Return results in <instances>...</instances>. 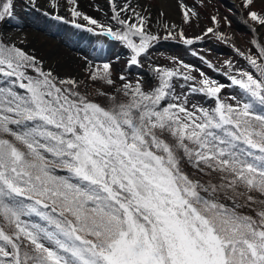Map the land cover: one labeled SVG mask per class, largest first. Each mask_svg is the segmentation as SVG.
Here are the masks:
<instances>
[{
	"label": "snow or ice",
	"instance_id": "obj_1",
	"mask_svg": "<svg viewBox=\"0 0 264 264\" xmlns=\"http://www.w3.org/2000/svg\"><path fill=\"white\" fill-rule=\"evenodd\" d=\"M27 2L120 42L129 67L142 68L161 39L191 46L211 35L256 75L232 74L226 61L223 75L241 95L225 99L226 85L182 61L150 65L148 90L139 76L121 74L118 84L111 62L88 61L87 79L112 89L96 99L80 91L83 82L0 41V264H264V41L252 39L258 55L246 54L218 30V15L201 35L163 23L161 36L131 3L107 0L109 23L78 0ZM253 3L243 0L256 33L264 11ZM179 8L185 25L199 17L183 0ZM14 18V0H0V23Z\"/></svg>",
	"mask_w": 264,
	"mask_h": 264
},
{
	"label": "rangeland",
	"instance_id": "obj_2",
	"mask_svg": "<svg viewBox=\"0 0 264 264\" xmlns=\"http://www.w3.org/2000/svg\"><path fill=\"white\" fill-rule=\"evenodd\" d=\"M41 0H38L40 2ZM106 2V0H104ZM171 3H174L173 10L175 13L179 15L177 21H174L175 15L169 14L167 10L164 8V3H161V0H146L145 4H137L133 0H123V3H131L134 8L137 10L145 12L146 15H149L151 18V23L153 25L152 31H157L159 29V34L161 36L165 35L164 30L160 27L163 23L176 24L179 28H183L185 34L189 37L201 35L203 31L208 27H215V25L211 22V16L218 15L221 18V22L219 25L220 31L230 34H235L237 40L239 41L238 45L236 46L233 42L232 36L231 37V44H234L235 47L239 48L241 51L245 52L246 54L251 53L258 55L257 49L248 42L247 36L245 34L248 31L237 30L234 25H230V23H226L224 21V17L227 18L229 21L230 19V12L229 10L226 11L223 7V4L219 3L218 0H183L185 4L190 7H195V10L199 13L198 18H194L189 25H185L183 23L181 11L179 8L180 0H169ZM238 1V0H237ZM25 3H22L21 0H14L15 6V18L7 23H0V34L2 38L7 43H15L17 46L23 48L26 52L34 55L37 59L42 61L45 70H51L54 75L61 79L72 78L77 82H83L79 84L80 91L89 95L92 98L99 99L98 92L99 91H108L111 92L112 89L104 86L101 82H92L87 79V72L86 69L89 68L88 61H91L92 64H100L102 62H111V70L113 73V79L117 80L119 84L118 77L123 74L125 75L130 81L135 82L136 78L139 76L144 81V87H149L151 84H154L155 81L152 78V73L150 70L151 66H163L168 68L176 67V61H182L185 64L191 65L194 68L200 69L203 71L207 76L211 77L212 79L217 80L219 83L226 85V87L222 90V98H229V97H237L239 98L236 93H231L233 91L230 90V81L227 79L223 72L227 71L226 61H231L233 65V72L232 74H236L235 69H246L245 63L249 66L247 60L244 57L238 55L233 48L228 43H223L217 40L214 36L209 35V37L203 39L202 41L196 42L194 45L187 46L183 43L179 42L178 40H174L172 42H178L174 46L165 44L161 42V39L157 44H155L149 51L148 55L143 58L142 68H137L136 66L129 67L128 66V58L129 53L128 51H119L117 43H112L110 41H106L103 38L99 37L98 41H93L90 39H85L83 41L78 42V44L74 43L72 37L65 35L64 33L58 34L57 37H54L50 34L41 35L35 34L37 39H44L45 37L55 42L62 48L63 54H68L73 52L78 57V61L75 62L74 66L71 63H66L67 70H63L61 68H57L54 64L50 61L47 57L38 56L37 53L29 48L26 43H21L22 40H12L9 39L8 36L10 33H21L16 26H20L23 24H34L38 25L39 27L45 28L44 30L48 33L54 32L55 29V21L50 20L49 18L46 19L44 15L38 14L33 8L30 9L29 3L24 0ZM256 6L257 12L264 11V0H254L253 7ZM106 7V5H105ZM29 9V14L27 18L21 19V16L24 12ZM224 9V10H223ZM253 10V9H250ZM248 12V10L246 9ZM171 12V11H170ZM163 13V16L160 14ZM239 15H243L240 13ZM111 16V12L107 11V14L104 15V18H98L99 20L109 22L108 17ZM244 16V15H243ZM245 17V16H244ZM25 20V22H24ZM246 20V17H245ZM248 20V18H247ZM160 22V24L157 23ZM242 22V20H241ZM250 22V21H249ZM42 31L45 34V31ZM263 34V33H262ZM261 37V36H259ZM258 39V38H257ZM173 40V39H171ZM97 42V43H96ZM102 42V43H98ZM174 44V43H171ZM241 44V47L239 45ZM103 45V46H102ZM104 52L106 55L104 56ZM197 53V55H193L192 53ZM66 56V55H65ZM104 56V57H103ZM204 57L205 61L213 65V67H209L208 63L202 62L199 57ZM69 57V56H67ZM86 58V59H85ZM175 58V59H173ZM197 75L198 73H194ZM183 83L182 80L177 82V92H183L186 89H180L179 84ZM191 102L202 104L204 107L212 106L210 101H206L205 98L201 95H193L190 97ZM229 103L235 104V100H228ZM36 219V218H32Z\"/></svg>",
	"mask_w": 264,
	"mask_h": 264
},
{
	"label": "bare ground",
	"instance_id": "obj_3",
	"mask_svg": "<svg viewBox=\"0 0 264 264\" xmlns=\"http://www.w3.org/2000/svg\"><path fill=\"white\" fill-rule=\"evenodd\" d=\"M164 1V8L167 10V12L169 14L172 15H177V13H175V10H173V5L174 3H171V1L169 0H162ZM171 11V12H170ZM28 10L26 12H24L21 16L22 20L24 17L27 18L28 15ZM177 17V16H176ZM174 21H177V19H174ZM25 22V20H24ZM59 27L61 28V26L59 25ZM18 30H22L20 29L21 27H17ZM33 29L31 28H24L22 31H20L21 33H10V35L8 36L9 39H20L22 41H24V43L27 44V46L29 48H31L32 50H34L38 56L41 57H47L49 60V62L51 61L55 67L57 68H61L63 70H67L66 68V63H69L71 60V63L75 64V62H77V55H75L73 52H70L69 55L68 54H63L62 48L57 45L55 42H53L50 39H37V36L35 35V32L32 31ZM78 41L80 40L79 37H75ZM76 40V41H77ZM66 55V56H65ZM69 56V57H67Z\"/></svg>",
	"mask_w": 264,
	"mask_h": 264
}]
</instances>
